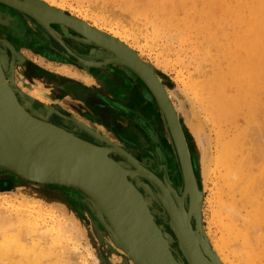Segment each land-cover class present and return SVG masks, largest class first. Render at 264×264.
<instances>
[{"label": "bare ground", "instance_id": "6f19581e", "mask_svg": "<svg viewBox=\"0 0 264 264\" xmlns=\"http://www.w3.org/2000/svg\"><path fill=\"white\" fill-rule=\"evenodd\" d=\"M101 2L106 3L108 6L103 5ZM95 3L99 5L101 3L103 8L110 6L112 8H109L110 10L114 11L117 8L120 11L118 10L117 14V11H112L115 13L113 15L107 9L109 11L108 15H113L111 18L107 16L106 19L108 22L110 21L108 25L97 19L98 17L90 22L89 10L87 13L80 10L75 11L72 8L74 5L71 7L70 2L69 5L72 10H69V5L65 0H0V68L5 83L12 90L20 105L35 119L83 140L75 132H71L56 123L57 120L54 121L55 115L52 106L48 105L46 101H42L44 99L42 93H34V96L31 93L26 100L20 98V94H18V88L20 87L17 85V80L21 79L26 82V78L30 79L31 77L20 66L21 64H17L15 57L19 56L20 53L14 49L11 41L14 40L22 44L25 42L26 44L29 41L26 40V36L27 34L32 35L31 33H35L39 42L44 39L50 42L51 36L61 38L64 43L66 42L78 52H81L83 59L80 58L78 61L83 64L64 55L66 54L65 46L57 51L61 53L63 58L74 62L78 67H82L87 71L88 79L86 82L78 81V79L77 83L84 84L87 88L91 86L93 89L95 88L94 91H98L99 88L97 85H90L91 83L96 82L101 85L100 89H104L105 92H108L110 90L108 86L113 84L112 79L110 80V77H107L104 72V69H108L109 66L102 65L101 60H99L102 57L104 59L106 54H103L98 46L107 47L118 52L117 55L119 54L127 64L125 66L121 65L120 70L122 71L123 68L131 71L136 79L135 81H139L142 93L137 92L138 94L134 96L136 104L142 107L145 105L144 103L149 102L150 114H146L149 119L148 123L155 128L153 134L158 137V142L163 143L166 147L160 145L164 148V159L168 161L172 171L176 174L172 176V180L168 177L160 178L162 176L159 177L156 174V162H152L151 167V163L144 155L128 146L114 142L111 137L113 135L111 130L108 129L109 132L105 129L100 131L99 127L93 122L82 120L81 113H77V116L72 115L71 109L74 108L78 111L79 108L77 107L84 106L85 101H87L86 96L82 94H77L75 97L72 94L68 95L69 107H66L67 110L58 108V112L73 118L72 121L76 124L83 128L86 126L88 130L91 129L96 135L100 136V139H102L100 144L86 141L101 149V152L103 151L105 155L119 162L114 156L119 154L112 151V149H117L128 158L124 159V164L121 165L126 170L125 172H136L128 175L129 181L133 182V186L135 185V199H138V193L143 196L150 217L154 221L155 215L152 212V207H154L156 201L161 204L164 202L168 206L173 216L171 221L175 223L180 234L185 233V242L182 241L183 248L185 247L189 253L193 252L196 257L192 258L194 264H264V163L262 164L264 159V0H99ZM95 3L94 5H96ZM200 4L203 7H200ZM97 7L103 19L104 15L102 13L105 9L103 10L101 6L97 5L93 6L94 10ZM121 10L124 13L122 15ZM94 14L96 15L97 11H94ZM118 14L119 17L122 16L124 22L128 23H124L121 17L119 19L122 22H120L117 18ZM125 14H128L127 19L130 18L131 21H134L131 18L132 16L138 15L144 21V24L146 22L147 27L151 24L153 33L150 34H153L154 38L152 39V36L149 37V35H147L149 37L147 38L144 35L149 32V28H146L148 32L144 33V28L141 30L139 28L142 25L141 22L139 26H137L138 23L136 24V28L131 27L134 26L135 22L128 21ZM123 15H125L126 20ZM130 15L131 17H129ZM130 23L132 25L128 26ZM218 31L223 33L222 36H219ZM141 33H144L143 38L144 36L147 38L145 40L151 38L152 42H155L156 38H159L160 41L163 38L167 39V37L169 39L172 36L179 37L182 41L178 42H182L183 45L184 42L187 43L186 38L189 42L191 40L190 36L195 33L200 42L196 43L198 45L192 43V47L195 49L194 52H198L196 49L200 47L204 53L203 61L210 56H217L213 59L214 75L209 79L196 81L192 76L185 75L181 70V73H178L177 70L176 77L168 81V86L174 89L182 99L183 107L175 106L172 101L171 91L173 90L169 89L168 91L165 85L166 77L158 71V69L167 71L170 68L168 60L172 58L168 60L166 57L162 60L157 59L156 63L153 64L144 61L141 58V52L137 50V46L141 42L137 45L139 42L136 39L139 38L138 36ZM195 36L193 38H196ZM82 37L85 39L90 37V39L82 43ZM130 37H132V41H130ZM177 40L175 39V41ZM225 40L229 45L226 46ZM169 41L164 40L165 43L161 41V43L163 42L159 44L161 49L164 46L163 44L167 45L169 49L171 47L175 48L176 42L173 45L169 44ZM171 41L173 40L171 39ZM56 42L58 43V41ZM195 46L198 47L195 48ZM184 47L187 48L185 45ZM192 47L190 46L186 50L193 49ZM169 49L167 50L168 55ZM166 50L163 52L166 53ZM182 50H180V53ZM214 51L216 53L213 54ZM158 53L160 55L162 51L159 49ZM179 55L177 57L180 62L185 56L182 55V58H179ZM198 55L197 53L194 54L195 57ZM98 56L102 57L96 59ZM187 56L189 55L187 54ZM157 57L159 58V56ZM23 58L21 57V61ZM200 58L195 60L194 57H191L192 60L190 61L192 62L187 63L188 61H186V63L187 65L197 64L196 61H202ZM172 61L175 60H171V63ZM183 61L181 60V62ZM203 61L201 62L202 65L198 62L199 66L203 67ZM223 62H227V66H224ZM186 63L183 65L184 68H187L185 67ZM199 66L197 65V67ZM69 80L74 79L70 78ZM106 81H108V84H106ZM57 86L50 85V90L56 93ZM77 101L84 104H79ZM154 108L156 111H154ZM87 109L93 118L101 119L94 111ZM238 117L240 121H242L240 118H243L244 125L237 124L236 119ZM221 119H226L234 125L232 138L229 137L230 139H228L229 134L226 133L223 137L221 127L219 131L217 124L220 126ZM177 120L182 126L185 144L187 143L186 135L190 133L194 141L193 148L195 147L197 150H194L193 157L188 148L190 161L189 156L186 157L187 154L185 155L186 150L183 146V139L178 132ZM143 121L145 122V124L142 123L143 126L147 131H151L147 120ZM118 122L126 131L133 130L132 126L127 125L126 118L120 117ZM183 127L185 128L184 131ZM226 131L231 132V129ZM212 148L214 149L211 150ZM198 161H200L199 164ZM191 165L194 167V178L193 175L190 176L189 172V166L191 167ZM223 172L224 174H222ZM7 173L9 172L0 168V175L4 177ZM81 175L88 177L84 173ZM208 176L209 182L216 186L219 185V188H217L220 192H216V194L220 193V197L217 196L216 198L221 200L217 201L218 205L212 199H209L210 197L207 198V202L213 208L212 210L210 207L211 215H213L208 222L209 232L207 234L204 232L202 219L200 224L198 222V226L206 243V248L213 254L214 260L206 254L205 259L198 255V247L202 250V245L194 229L196 217H198L199 209H202L204 200L200 198L204 193L202 186H205L204 181L207 180ZM6 177H11L12 184L19 187L22 198L15 194H0V264H97L96 253L82 243V239L85 240L86 236L89 235L90 242L95 245V228L99 240H105V236H107L106 240L114 245L115 250H121L120 254L125 260H132L129 256L131 254L138 259L139 263L152 264L142 249L133 244L128 236L114 223L102 203L77 185L76 187L73 186L75 185L73 183L69 185L50 181L40 182L13 173L11 176L7 175ZM143 181L155 185L157 187L156 191L148 187ZM156 181L159 184H156ZM136 182L143 186L145 195L136 185ZM174 184L180 186V191ZM192 184H194V191L192 190ZM185 185L186 190L184 191ZM216 186H214L215 189H217ZM210 192L213 193L214 190L212 189ZM71 193H74L76 198L83 199L84 203L91 208L89 216L83 211H81L83 213L78 211L80 207L71 198ZM105 194L107 197L109 196L108 193L105 192ZM239 194L242 196L240 200H242L244 210H248L245 211L246 214H243L244 210L238 204L240 201L238 202L236 199ZM222 196H227L226 202L222 201ZM190 197L192 204L190 203ZM213 200H215V197ZM227 202L228 204H225ZM243 202L250 205V208L247 209ZM92 208L99 214L103 223L95 220ZM190 213V223L195 241L192 240L190 229L188 230V216ZM241 213L245 217H241ZM83 217L89 218V223L86 222V224ZM168 219L170 220L169 214ZM129 221L132 222L134 227L135 220ZM155 222L161 227L157 221ZM213 227H216V230L214 238L211 237V241L209 235L213 234ZM86 230L91 231V234L86 235ZM163 235L167 248L171 251L172 248L180 250L179 241L176 237L174 244L177 243V247L170 243L169 237L165 233ZM86 243L88 244V242ZM83 248L86 254L82 253ZM80 252L81 255L78 254ZM77 254L79 257H77ZM88 259H91V261ZM175 260L176 264H185L184 260L177 257H175Z\"/></svg>", "mask_w": 264, "mask_h": 264}, {"label": "water", "instance_id": "95a60500", "mask_svg": "<svg viewBox=\"0 0 264 264\" xmlns=\"http://www.w3.org/2000/svg\"><path fill=\"white\" fill-rule=\"evenodd\" d=\"M177 126L180 137L183 139L185 155L189 156L190 161L182 126L179 122ZM112 151L117 152L122 158L128 159L119 150L112 149ZM121 164L124 163H119L105 155L92 143L35 119L20 105L12 90L5 83L0 68V168L11 174H18L35 181L59 182L69 185L73 183L75 184L73 186L77 185L102 203L114 223L133 244L142 249L152 264H176L175 257L184 260L185 264H194L192 258L196 257L193 252L189 253L185 247L183 248L182 241L185 242V233L180 234L175 223L171 221L173 216L168 206L164 202L161 204L156 201L163 207L165 213L159 212L154 207H152V212H154L155 221L158 216H164L173 235L167 231L164 224H160L161 227H159L150 217L144 198L140 193H138V199H135V185L133 186V182L129 181L128 175L136 172H125L126 170ZM189 172L192 176L193 165L189 166ZM82 173L88 177H84L81 175ZM156 184L159 183L156 181ZM136 185L143 188L137 182ZM193 189L194 184H192ZM143 190L145 195V189L143 188ZM105 192L109 194L108 197ZM200 198L202 199L203 195ZM190 203L192 204L191 197ZM190 216L191 213L188 216V230L190 229L192 240L195 241ZM133 219L135 220L134 227L129 221ZM200 221L201 208L194 225L195 234L203 250L198 247V255L205 259L206 254L214 260L213 254L206 248V243L201 236L198 226ZM162 232L169 237V241L173 245L176 237L180 250L172 248V252L167 248ZM173 245L172 247H174ZM129 256L136 264H142L134 255L129 254Z\"/></svg>", "mask_w": 264, "mask_h": 264}, {"label": "rangeland", "instance_id": "374dc122", "mask_svg": "<svg viewBox=\"0 0 264 264\" xmlns=\"http://www.w3.org/2000/svg\"><path fill=\"white\" fill-rule=\"evenodd\" d=\"M63 1V0H62ZM66 2H67V4L69 5V2L71 3V7L73 8V10H75V11H83V12H88V10H89V12H88V14L90 15V22L93 20V19H95V18H97V19H99L102 23H104V24H110V21L108 22V20L106 19L107 18V16H109L110 18L111 17H113V15L115 14V13H113V12H115V11H117L116 12V14L120 11L119 9V11L117 10V8L113 11V10H110V9H112V8H110V6L107 8L106 6H105V8H103V5H105L103 2H101V3H103V5H101V3H100V5L98 4V3H95L96 1H99V0H65ZM83 3H82V2ZM91 1V2H90ZM89 2H90V4L92 5H90L89 4ZM96 4V5H94V3ZM80 3H82V4H80ZM88 3V4H87ZM101 6L102 8H103V10H104V13H102V15H104V17H103V19H102V16H101V13H99V11H98V7H97V9L96 10H94V8H93V6L95 7V6ZM107 5V4H106ZM201 6L200 7H203L202 6V4H200ZM86 6V7H85ZM90 8H89V7ZM108 6V5H107ZM70 5L68 6V9L70 10H72V8L70 7ZM82 7H83V9H82ZM85 7V8H84ZM86 8H89V9H86ZM101 8V9H102ZM110 8V9H109ZM110 10V14H111V12H112V14L113 15H108V13H109V11L108 10ZM87 10V11H86ZM99 10H100V8H99ZM94 11L96 12L97 11V14L95 15L94 14ZM100 12H101V10H100ZM123 11L121 10V15L122 14H124V13H122ZM125 12V11H124ZM126 13H127V11H126ZM106 14V15H105ZM95 15V16H94ZM127 17H126V19L128 18V14H125ZM125 15H123V18L125 19ZM101 16V17H100ZM92 17V18H91ZM116 17V16H115ZM121 17V20H123L122 19V16H120ZM119 17V14H118V16H117V18L119 19L120 18ZM129 17H131V15L129 16ZM132 18V20H134V21H131V19L129 18V19H127L128 21L130 20L132 23H134L135 22V24H133L134 26H131V27H134V28H136L137 26H139V23L140 24H142V25H144L145 27H143L142 25H141V27L139 26V28H140V30L141 29H143L144 30V33L145 32H148L147 31V29L146 28H149V32L147 33V34H144L146 37H147V35H149V37H151L153 34H150L151 32H152V28H151V24H149L148 25V27H147V24H146V22H145V24H144V21L143 20H141L139 17H138V15H134V16H132L131 17ZM125 19V20H126ZM137 19V20H136ZM103 20H107L106 22L105 21H103ZM119 21H120V19H119ZM120 22H122V21H120ZM123 22H124V20H123ZM124 23H128V22H124ZM132 23H130L129 25L128 24H126V25H128V26H130V25H132ZM138 23V24H137ZM136 24H137V26H136ZM136 26V27H135ZM1 27V26H0ZM227 29V28H226ZM229 29V28H228ZM227 29V30H228ZM142 30V31H143ZM141 32V31H140ZM219 32V31H218ZM153 33V32H152ZM34 37H35V33H31ZM143 34L141 33L140 34V36H138L139 38L138 39H140V40H138V39H136L137 40V42H139V43H137V45L138 44H140V42H141V44L140 45H136L137 46V50L139 51V52H141V54H142V59L144 60V61H147V62H151L152 64L153 63H156V61H157V59H163L164 57H166L167 58V60L168 59H170V58H172V59H170V60H168L169 62H170V68L167 70V71H165L164 69L163 70H160V69H158V71H160V72H162L163 74H164V76L166 77V80H165V85L167 86V88H168V91H169V89L170 90H173V91H171L172 92V101H173V103L175 104V106L176 107H183V104H182V99L180 98V96L175 92V90L174 89H171L169 86H168V81L170 80H173L174 79V77H176V75H177V70H178V73H181L180 72V70L181 71H183L182 73H184L185 75H187V76H192L196 81H202V80H206V79H209L210 77H212L213 75H214V72H215V68H213L214 67V61H213V59L215 58V57H217V56H210L209 58H205V63H204V61H203V58H204V53L201 51V49H200V47H198V46H195V48L196 47H198L196 50H198V52L196 51V53H197V55L198 56H194V54H196L195 52H194V47H192L193 45H198V44H196V43H199L200 42V39H197V37L195 36V33L193 34V36H190L189 38L192 40H189V42H188V38H186L187 40V43H185L184 42V45L185 46H187V48L186 47H184L183 48V44H181V43H179L180 41H182V39L181 38H179V37H175V36H172V37H170V39H169V37H167V39H165V38H163L162 40H160L159 41V38H156L155 40V42L157 43L158 42V44H156L154 41L152 42V40H150V42H149V40H145V39H147V38H149V37H147V38H145V36H144V38H143ZM222 32H219V36H222ZM154 36V35H153ZM152 36V39L154 38ZM196 37V38H193V37ZM132 37H130V41H132V39H131ZM180 40H179V39ZM193 38V39H192ZM161 39V38H160ZM171 39L173 40V41H171ZM175 39L177 40V41H175ZM45 40V39H44ZM41 41V42H46L47 40H45V41ZM164 40H170L169 41V44L171 43V44H173L174 45V43H175V45H174V47L175 48H168L167 47V45H165V44H163L162 46V49H161V45L159 46V44L161 43V41H163L164 42ZM195 40V41H194ZM31 41H34V43L36 42V43H41V42H39L38 41V38H35L34 40H30V42ZM144 41H146L145 43H144ZM179 41V42H178ZM184 41V40H183ZM199 41V42H198ZM49 42V41H48ZM60 42V41H59ZM147 42H149V43H147ZM152 42V43H151ZM162 42V43H163ZM166 43H167V41H165ZM164 42V43H165ZM173 42V43H172ZM161 43V44H162ZM192 43H195V44H193L192 45ZM225 43H226V46H227V44L229 45V43L227 42V40H225ZM180 44L182 45L181 47H180ZM187 44V45H186ZM48 45L50 46V42L48 43ZM61 45V44H60ZM158 45V46H157ZM190 46L193 48V49H189V50H186V49H188V47L190 48ZM51 47V46H50ZM165 47H166V49L168 48L169 49V55L167 54V50L165 49ZM179 47V48H178ZM157 48V49H156ZM177 48H178V50L180 49V50H186V51H181V53H180V50H179V53L178 54H180L179 55V58H182V55L183 56H185V57H183L181 60L184 62H181V60H180V62H179V59H178V57H177V55H176V53H177ZM57 49V48H56ZM159 49H160V51H162V53L159 55ZM173 49V50H172ZM164 50H166V53L165 52H163ZM176 50V51H175ZM193 51V52H191V51ZM19 51V53H20V55L19 56H16L15 58H16V61L18 62L17 64H21L20 66L21 67H23L24 68V70L27 72V74L31 77L30 79L29 78H26V82H23V80H21V79H18L17 81V85H19V87L20 88H18V94H20L19 96H20V98L22 99V100H26V99H28V97H29V94H31V95H35L34 93H42V98H44V99H42V101H46L47 103H48V105H50V106H52V110H53V112H54V117H57L58 119H60V120H62V121H65V122H68V123H71V125L72 126H74V127H76L78 124H76L74 121H72V120H74L73 118H70L69 119V117L68 116H66V115H64V114H62V113H60V112H58V108H60V109H62V110H67V108L69 107V104H68V102H67V96L68 95H70V94H72V96H76L77 94H82L83 96H86L85 97V99L87 100V101H85L86 103L84 104V103H82V102H79V101H77L79 104L80 103H82V104H84V106H82V107H77V108H79V110L77 111L76 109H74L73 107H71V108H73V109H71V114L72 115H74V116H77L78 114H82V117H81V119L82 120H84L85 119V121L86 122H93V124H95L97 127H99L98 129L101 131V130H107L108 131V129L109 130H111V132H112V139H113V141L114 142H117L118 144H123V145H125V146H128V147H130L132 150H134V151H137L138 153H141L142 155H144V157L146 158V159H148V161L151 163V167H152V162H151V160H150V156H148V154L146 153V151H143L142 149H140V148H133V147H131L130 145H129V143H126V141L125 140H127V141H129L130 140V142L132 143V144H134V143H139L140 145H143V146H147V148H150L151 149V151H153L154 152V150H155V143H157V145L158 144H160L161 146H164L163 145V143H161V142H158V137H155V139H151V136H152V133H151V131H146V129L145 128H143L142 127V125L140 124V122L142 121V120H147V121H149V119H148V117H147V115L146 114H143V117H144V119H143V117L142 116H140L139 118L140 119H138V121H135L133 118H131L128 114H126L125 113V111H124V109H125V106H123L124 105V100H123V102H122V100H119V101H114V102H110V101H106V100H104V99H102L101 97H98V94L96 93V92H98L97 90L96 91H94V89H93V87H91V86H88V88L84 85H81V84H79V83H77V80L78 81H82V82H86V80L88 79V73H87V71L85 70V69H83L82 67H78V65H76L74 62H71L70 60H67V59H65V58H63L62 56H61V53L60 52H58L57 50H55V49H53V51H51V50H46V51H32V50H28V49H19L18 50ZM172 54H171V53ZM184 52H185V54H184ZM200 52V53H199ZM57 53V54H56ZM183 53V54H182ZM190 56V54H191V56L189 57V56H187V54ZM192 53H193V55H192ZM202 53V54H201ZM214 53H216V51H214L213 52V54ZM43 54V55H42ZM171 54V55H170ZM162 55H164V56H162ZM174 55V56H173ZM157 56H159V58L157 57ZM201 58H200V57ZM21 57H24L23 59H22V61H21ZM161 57V58H160ZM187 57V58H186ZM191 57L193 58H195V60L197 59V60H199V58L200 59H202V61H203V67H204V69H203V67L201 66L202 64H201V60L200 61H196L197 62V64L195 63L194 65L192 64H190V65H187V63H190V62H192V61H190V60H192L191 59ZM198 57V58H197ZM203 57V58H202ZM212 57V58H211ZM73 58V57H72ZM165 58V59H166ZM189 58V59H188ZM140 59V58H139ZM76 60V59H75ZM171 60H175V61H172V63H171ZM211 60V61H210ZM177 61V62H176ZM186 61H188L187 63H186ZM198 62H200V66H199V63ZM207 62V63H206ZM175 63V64H174ZM182 63H183V65L186 63V65H185V67H187V68H184V66L182 65ZM193 63H194V59H193ZM209 63V64H208ZM224 63V66H227L226 65V63L227 62H223ZM197 65L199 66V67H197ZM178 67H179V69H178ZM190 67V68H189ZM200 67H201V69H200ZM206 68V69H205ZM184 69V70H183ZM186 69H187V71H186ZM208 69V70H207ZM38 70V71H37ZM201 70V71H200ZM205 70V71H204ZM195 71V72H194ZM30 72V73H29ZM38 72V73H37ZM188 72V73H187ZM195 74L196 76L194 77V75L193 74ZM202 73V74H201ZM30 74H32V75H30ZM201 75V76H200ZM57 78H56V77ZM66 76V77H65ZM86 76V77H85ZM40 77V78H39ZM70 78H73L74 80H72V81H70L69 79ZM199 78V79H198ZM55 79V80H54ZM76 80V81H75ZM42 81V82H41ZM70 81V82H69ZM33 82V83H32ZM50 83V84H49ZM87 83H88V81H87ZM52 84H54V85H58L57 86V92L55 93V92H53V91H51L50 90V85H52ZM60 84V85H59ZM90 85H97V87L99 88V90H101L100 88H101V85H99V84H97L96 82H94V83H91ZM109 87V86H108ZM86 88H87V91H86ZM22 89V90H21ZM92 91H94V92H92ZM100 93V92H99ZM111 94V93H110ZM175 94V95H174ZM82 96V97H83ZM177 97V98H176ZM32 98V97H31ZM84 99V100H85ZM40 102H41V100H40ZM87 104H89V106H87ZM179 104V105H178ZM137 106H138V104H136ZM135 105V106H136ZM178 105V106H177ZM61 106V107H60ZM67 107V108H66ZM87 108H89L91 111H94L99 117H101V119H95V118H93L92 117V114H90V111L87 109ZM187 108H189V106H187ZM75 112V113H74ZM86 112V113H85ZM78 113V114H77ZM122 115V116H121ZM68 117V118H67ZM87 117V118H86ZM120 117H124V118H126L127 119V122H128V124L127 125H130V126H132V131H126V129H124L123 128V126L122 125H120L119 124V122H118V119L120 118ZM91 118H93V119H91ZM240 119H242V121H240L239 120V117L236 119V122H237V124H239L240 126L241 125H244L245 123V121L243 120V118H240ZM70 120V121H69ZM89 120V121H88ZM231 120V119H230ZM237 120H239V121H237ZM137 122H139V123H137ZM185 122V121H184ZM241 122H242V124H241ZM74 124V125H73ZM97 124H99V125H97ZM183 124H185V123H183ZM126 125V126H127ZM222 125V126H221ZM217 126H218V129H219V131H220V127H221V129H222V135H223V137L225 136V133L226 134H229L228 135V139H230V138H232L231 136H233V133H234V125H232L230 122H228L226 119H221V121H220V126L217 124ZM113 128V129H112ZM84 129H86V130H84L85 132H87L88 131V135L90 136V137H92V138H94V139H98V140H100V142L102 141V139H100L101 137L100 136H98V135H96L94 132H91L92 130L91 129H87V127L85 126V128ZM184 127H183V131H184ZM227 129H231V132L230 131H226ZM186 131H187V129H186ZM71 132H74V131H71ZM109 132V131H108ZM148 132V133H147ZM188 133V132H187ZM184 134H185V132H184ZM121 135H122V137H121ZM168 136V135H167ZM187 145H189L188 146V148L190 149V154H192V156L194 157V152L195 151H197L196 149H195V147L193 148V146H194V141H193V138L191 137V135H190V133H188L187 135ZM185 136V137H186ZM125 137V138H124ZM230 137V138H229ZM114 138H115V140H114ZM213 138V137H212ZM161 141H162V139H161ZM143 142H145V144H143ZM193 142V143H192ZM192 143V144H191ZM191 145V146H190ZM135 146V145H134ZM191 147H192V149H191ZM164 148H166L165 146H164ZM163 147H162V150L164 149ZM214 148H212L211 150H213ZM195 150V151H194ZM164 151V150H163ZM165 151H166V149H165ZM155 153V152H154ZM117 155V154H116ZM119 156V155H118ZM122 158V157H121ZM123 160H124V158H122ZM139 159V158H138ZM195 159V158H194ZM123 162V161H122ZM199 162L200 161H198V164H199ZM261 162V161H260ZM260 162H259V164H260ZM165 163H167V164H165L167 167H168V172H167V174H169L170 175V179L172 180V176H175L176 174L172 171V168L170 167V165H169V163H168V161L167 162H165ZM264 163V159L262 160V164ZM5 171V170H4ZM158 172H159V170H158ZM10 173H7V174H5L6 176L8 175V176H11V174L9 175ZM222 174H224V172L222 173ZM6 176H2V175H0V194H15V195H17V196H19L20 198H22L21 197V195H22V193H21V191H20V189H19V187H16V186H14L12 183H13V180L11 179V177H6ZM210 176V175H209ZM209 176L207 177V180L206 181H204V184H205V186L203 185L202 186V190L204 191V193H203V196H205V197H203V204H202V209H201V213H202V216H201V219H202V222L204 223L203 225H204V232L207 234L208 232H209V230H208V227H209V220L211 219L210 217L213 215H211V208H212V205H210V203H208L207 202V198H209V199H212V201L213 202H215L216 204H218L219 205V203H217V201L219 200H221L220 198L217 200V196H219V194L217 193L216 194V192H220V190H218V186H216V185H213V183L212 182H209ZM147 186H149V187H151L152 188V190H155L156 191V189H157V187L155 186V185H151V183L150 182H148V181H143ZM5 185V186H4ZM175 185V184H174ZM208 185V186H207ZM207 186V187H206ZM214 186H216V188L217 189H215V187ZM175 187L176 188H178V190L180 189V186L179 185H175ZM214 187V188H213ZM204 188V189H203ZM143 192H144V190H143V188H140ZM214 190V192L213 193H215V194H213V193H211L210 191L211 190ZM216 190H218V191H216ZM180 191V190H179ZM14 192V193H13ZM210 193H211V195H210ZM212 194L214 195V197H215V200H213V196H212ZM207 195V196H206ZM211 197H213V198H211ZM220 197V196H219ZM223 198H222V201L224 202H226V200H227V196H222ZM224 197H226V198H224ZM71 198L73 199V200H75L76 201V203L79 205V207H80V210L78 209V211L79 212H81V211H83V212H85L88 216H89V212L91 211V208L90 207H88L87 206V204H85L84 203V200L82 199H80L79 197H77L76 198V196H75V194L74 193H71ZM242 198V196L239 194V196L237 195L236 196V199H237V201L239 202L240 201V203H238V204H240L239 206H240V208L242 207L243 208V210H244V207H243V204H242V200H240ZM225 199V200H224ZM229 199V198H228ZM230 199H232V197H230ZM28 200V199H27ZM221 201V202H222ZM232 201H233V199H232ZM72 203H73V201H72ZM244 203V205H246V207H247V209H249L250 208V205H247V203H245V202H243ZM225 204H228V202L227 203H225ZM210 205V206H209ZM218 205H216L217 207H218ZM214 206H215V204H214ZM211 207V208H210ZM249 207V208H248ZM158 208V209H157ZM210 208V209H209ZM154 209H156V210H158L159 212H164L165 213V211H164V209H163V207L161 206V205H159L157 202H156V204L154 205ZM90 210V211H89ZM92 210L94 211V218H95V220H97V221H100V222H102V219H101V217H99V214H97L96 213V211L94 210V208H92ZM212 210H213V208H212ZM245 211L247 212L248 210H244V213H243V211H242V213L243 214H246L245 213ZM83 212H81V213H83ZM241 213V214H242ZM229 214V213H228ZM242 214V216L241 217H245L244 215ZM87 216V217H88ZM92 218V217H91ZM239 218H240V216H239ZM86 221H85V220ZM88 219V220H87ZM233 219V218H232ZM83 220L85 221V223L87 222V223H89V218H86V217H83ZM92 220V219H91ZM157 221H158V223L159 224H164L165 225V227H166V229H167V231L168 232H170L171 234H172V232H171V230L169 229V226L167 225V223H166V219H164V216L163 215H161V217H159L158 216V218H157ZM239 222V221H238ZM86 223V224H87ZM103 223V222H102ZM241 223V222H240ZM208 224V225H207ZM105 226V225H104ZM93 228V227H92ZM91 228V230L93 231V229ZM105 229V228H104ZM212 229H214V230H212V235H209L210 236V240H211V237H212V239L214 238V233H215V230H216V227H213ZM95 230H96V228H95ZM95 230H94V233H95V245L94 244H92L91 242H90V240H89V238H88V236H86V239L84 240V239H82V243H83V245L84 246H88L89 248H91L95 253H96V257L98 258V263L97 264H136L133 260H130V259H128V260H125L122 256H121V254H120V252H121V250H115L114 249V245L111 243H109V241H107L106 239H107V236H105V240H99V238H98V236H97V234H96V232H95ZM106 230V229H105ZM221 230V229H220ZM104 231V230H103ZM107 231V230H106ZM91 234V231H88V230H86V235L87 234ZM221 233H222V231H221ZM220 233V234H221ZM104 234H106V232H104ZM173 235V234H172ZM104 239V238H103ZM100 241V242H99ZM212 241V240H211ZM86 242H88V244L86 243ZM87 244V245H86ZM174 246H176L177 247V243H175L174 244ZM83 250V254H86L85 253V249L83 248L82 249ZM81 250V251H82ZM103 250V251H102ZM102 251V252H101ZM111 252V253H110ZM79 255H81V252L80 253H78ZM78 254H77V257H79L78 256ZM121 256V257H120ZM89 261H91V259H88ZM100 261V262H99ZM131 261H133V262H131ZM130 262V263H129Z\"/></svg>", "mask_w": 264, "mask_h": 264}, {"label": "flooded vegetation", "instance_id": "af4514ba", "mask_svg": "<svg viewBox=\"0 0 264 264\" xmlns=\"http://www.w3.org/2000/svg\"><path fill=\"white\" fill-rule=\"evenodd\" d=\"M35 38H37L36 36L34 37L33 35H29V34H27V36H26V40H29L26 44H25V42H23V44L22 43H17L16 41H14V40H12L11 42H12V45L14 46V49L19 53V49L21 50V49H28V50H34V51H46V50H51V51H53V49H56V50H58V49H63L64 48V46H65V49H66V51H65V53L66 54H64V53H62V54H64V55H66L67 57H69V58H71L73 61H78L80 58H81V60L83 59L82 58V54H81V52H78V50H76V49H74L73 47H71L70 45H68L66 42L64 43L62 40H61V38H58L57 36H56V38H55V36H51L50 37V46L52 47H50L49 45H48V41L47 42H41V43H34V41H31L30 42V40H34ZM54 40H56V41H58V43L56 42V41H54ZM60 39V40H59ZM82 40H81V42L82 43H85V41H87V40H89L90 39V37L89 38H84V37H82L81 38ZM51 41H52V43H51ZM60 41V42H59ZM20 44V45H19ZM22 44V45H21ZM61 44V45H60ZM16 45V46H15ZM98 48L101 50V52L103 53V54H106V56L104 57V59H103V57L102 56H98V57H96V59H98V58H100V57H102L101 59H99V60H101L100 62H102V65H104V66H109L108 67V69H104L105 71V74H107L106 76L107 77H110V80L113 82V84H111L112 86H109L110 88V90H111V92H110V90L108 91V92H105V90L104 89H101V90H98V92H96L97 94H98V97H101L102 99H104V100H106V101H110V102H114V101H119V100H122V102H123V100H124V105L123 106H125V109H124V111H125V113L126 114H128L131 118H133L135 121H138V119H140L139 117L140 116H142L143 117V114H150L149 112V108H148V106H149V102H147V103H144L145 105L144 106H142V107H139V106H137L136 105V102H135V98H134V96L136 95V94H141L142 92H141V90H140V87H139V81L137 82V81H135L136 79L134 78V76L132 75V73H131V71H127V69L125 70V69H123L122 68V71L120 70L121 68H120V66L121 65H127L125 62V60H123L122 58H121V56L118 54L117 55V53L118 52H116V51H114V50H112V49H110V48H107V47H100V46H98ZM73 49V50H72ZM43 51V52H44ZM64 51V50H63ZM75 51V52H74ZM77 51V52H76ZM59 52V51H58ZM79 55H77V54ZM73 58H72V57ZM119 57V58H118ZM114 58V59H113ZM76 59V60H75ZM85 60V59H84ZM109 60H111V61H109ZM113 60V61H112ZM120 61V62H119ZM111 62V63H110ZM113 62V63H112ZM124 62V63H123ZM78 63H81V64H83L82 62H80V61H78ZM109 63V64H108ZM111 70V71H110ZM108 71H110V72H108ZM121 72V73H120ZM110 74V75H109ZM130 75V76H129ZM124 76V77H123ZM133 76V77H132ZM126 77V78H125ZM120 80V81H119ZM134 80V81H133ZM128 81V82H127ZM136 82V83H135ZM106 84H108V81H106ZM123 91V92H122ZM125 91V92H124ZM132 91V92H131ZM100 92V93H99ZM138 92V93H137ZM111 93V94H110ZM134 93V94H133ZM121 96V97H120ZM136 105V106H135ZM144 108V109H143ZM144 110V111H143ZM154 111H156L155 110V108H154ZM68 118V117H67ZM69 119H70V117H69ZM143 119H144V117H143ZM56 120H57V122H56ZM71 120V119H70ZM145 120V119H144ZM54 121L56 122V123H58V124H60V125H62V126H64L65 128H67L69 131H74L78 136H80L81 138H83V139H85V140H88V141H91V142H94V143H98V144H100L101 142H100V140H98V139H94V138H92V137H90L89 135H88V131L87 132H85L84 130H86V129H84L83 127H81V126H79V125H77L76 127H74V126H72L71 125V123H68V122H65V121H62V120H60V119H58L57 117H54ZM60 122V123H59ZM137 123H139V122H137ZM145 124V122L142 120L141 121V125H142V127L143 128H145V126H143V124ZM64 124V125H63ZM147 124L149 125V123H148V121H147ZM66 125V126H65ZM150 127L149 128H151V133H152V136H151V139L153 138V139H155V135L153 134V131H155V128L154 127H152L151 125H149ZM154 128V129H153ZM146 129V128H145ZM146 131H147V129H146ZM91 132H94V131H91ZM95 133V132H94ZM148 133V132H147ZM96 134V133H95ZM121 137H122V135H121ZM125 138V137H124ZM126 141V143H129V145L131 146V147H133V148H140V149H142L143 151H146V153L148 154V156H150L151 158H150V160H151V162H156L157 163V170L155 169V172H156V174L157 175H159V177L160 176H162V177H160V178H166V177H168V179H169V177H170V175L169 174H167V172H168V167L165 165V164H167V163H165V162H167L166 161V159H164V156H163V154H164V151L162 150V147L160 146V144H158L157 145V143H155L154 145H155V150H154V152L153 151H151V149L150 148H147V146H143V145H140L139 143H134V144H132L131 142H130V140L129 141H127V140H125ZM143 144H145V142H143ZM135 145V146H134ZM115 156V158L119 161V162H122L123 161V159L120 157V156H118V155H114ZM162 156V157H161ZM164 159V160H163ZM167 167V168H166ZM158 170H159V172H158ZM167 170V171H166ZM175 186V185H174ZM178 189V188H177Z\"/></svg>", "mask_w": 264, "mask_h": 264}]
</instances>
